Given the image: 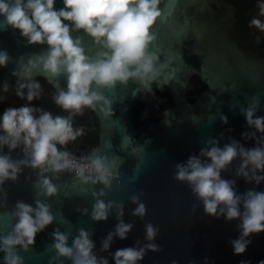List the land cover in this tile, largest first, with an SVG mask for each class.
Returning a JSON list of instances; mask_svg holds the SVG:
<instances>
[{
    "label": "clouds",
    "instance_id": "9594fccd",
    "mask_svg": "<svg viewBox=\"0 0 264 264\" xmlns=\"http://www.w3.org/2000/svg\"><path fill=\"white\" fill-rule=\"evenodd\" d=\"M62 2L63 7L56 10L55 0H0V30L18 31L25 46L46 45V51L28 57L21 55L14 61L6 50H0V68L10 62L15 64L11 73L14 87L4 82L0 92L7 94L13 90L17 98L26 101L19 107L5 109L0 116V208L7 204L5 182L15 183L25 167L36 172V179L32 181L35 206L21 200L11 211L0 213L11 224L9 231L0 225L3 264H24L17 249L28 252L34 246L36 235L55 221L51 206L41 197H55L59 188L54 181L65 173H71L74 183L80 185L82 196L89 195L90 187L101 186L98 191H91L94 203L90 214L88 208L76 209L81 216L88 215L93 223L107 221L110 214L117 220L114 229L100 241V252H108L114 238L126 240L134 227L133 223L124 221L122 202L104 199L106 192L111 190L112 181L119 179L117 159L106 162L105 157L94 152L77 157L67 151L66 146L84 134L82 126L74 127V117L82 116L85 109L96 111L102 118L113 116V103L101 90L112 91L117 84L126 87L132 81L139 85L143 94L154 95L152 84L161 78L166 67L158 62L159 56L149 50L157 39L152 29L161 17V0ZM257 7L259 17H264V0H259ZM249 27L264 33V20L254 16ZM74 33H83L92 41L93 47L98 49L94 56L86 54L81 37L74 38ZM37 76L48 82L60 76L65 78L66 87L56 89L52 99L67 115H54L31 105L33 100H39L43 91L35 79ZM4 99L6 96L0 95V102ZM212 102H215L214 97ZM259 108L260 96L255 94L240 109L248 128L254 129L242 133V138L253 139L254 147L246 148L235 139L220 147L219 139L223 135L219 139L208 138L198 155L174 166L173 179L188 186L205 215L216 219L223 216L229 222L239 220L240 235L230 241L234 255L246 251L251 243L250 235L264 232V191L253 188L238 194L236 181L222 178L221 173L229 172L239 160L232 171L235 177L255 185L264 181V117L256 116ZM220 121L222 124L228 122L225 115H220ZM17 149L21 150L23 158H13L11 154ZM138 151L137 147L133 148L132 154ZM142 195L130 197V203L135 206L130 214L141 220L147 212L145 203L140 200ZM195 211L193 205L192 212ZM66 223V219L62 220L61 227ZM61 227L50 234L53 243L48 250L55 255L49 264H63L64 261L109 264L108 256L94 251L92 231L79 229L69 246L71 229L61 231ZM159 231L158 226L146 223L145 243L141 245V241L136 240L131 247L117 249L111 254L113 264H139L146 253L162 251L155 242ZM171 264L178 262L172 260ZM241 264L248 262L241 261ZM259 264H264V260Z\"/></svg>",
    "mask_w": 264,
    "mask_h": 264
},
{
    "label": "water",
    "instance_id": "95a60500",
    "mask_svg": "<svg viewBox=\"0 0 264 264\" xmlns=\"http://www.w3.org/2000/svg\"><path fill=\"white\" fill-rule=\"evenodd\" d=\"M62 7V0H55L54 8ZM159 9L161 17L152 29L157 39L149 50L157 54L158 62L166 67L152 86L160 93L168 92L174 106L164 111L158 122L145 121L137 127L132 109L143 92L138 84L129 81L126 87L117 84L112 91L101 90L113 103L111 118H102L93 111L98 120V143L88 154L94 152L105 157L106 162L117 159L119 179L112 181L111 190L106 192L104 199L124 204V221L134 224L132 231L126 240L114 238L108 252H100V241L114 229L117 220L110 214L107 221L93 223L88 215L81 216L76 209L88 208L90 214L94 203L91 191H98L101 186L90 187L89 195L82 196L80 185L74 183L71 173H65L54 181L59 188L58 194L49 199L41 197L51 206L55 221L36 235L34 246L28 252L17 249L24 264H49L55 255L48 250L53 243L50 234L61 227L64 219L67 223L61 231L71 229L69 246L79 229L92 231L94 251L108 256L109 264H113L111 254L117 249L131 247L136 240H140L141 245L145 243L144 225L149 222L160 229L155 242L162 251L146 253L139 264H171L172 260L178 264H241V261L259 264L264 260V232L250 235L251 243L246 251L234 255L230 241L240 235L239 220L229 222L223 216L216 219L205 215L188 186L173 179L174 166L198 155L208 138L219 139L223 135L219 139L220 147L231 139L246 148L255 146L253 139L242 138V133L254 129L248 128L240 109L258 94L260 108L256 116L264 117V58L240 43L234 9L228 1L161 0ZM77 35L83 41L86 54L94 56L98 49L93 47L92 41L83 33H74V38ZM0 50H6L14 61L21 55L40 54L46 51V45L25 46L19 32L8 29L0 30ZM14 68L13 62L0 68V87L4 82L10 85L14 82L11 75ZM193 77L204 82L206 89L189 102ZM45 81L55 91L66 87L63 76ZM213 97L215 102H212ZM220 115L227 117V124L221 123ZM139 120L143 121L144 116ZM136 147L139 151L134 155L132 149ZM238 163L239 160L235 161L229 172H222V178L235 180L238 194L253 188L264 191V181L255 185L235 177L232 171ZM32 181L35 180L21 177L15 183L6 181L3 187L7 190V204L0 208V213L11 211L21 200L34 207L36 192ZM140 193L144 194L140 200L147 208L143 220L130 214L135 207L130 197ZM193 205L196 206L194 213ZM0 225L5 231L11 229L6 216H0ZM2 257L0 253V264H3ZM63 264H70V261Z\"/></svg>",
    "mask_w": 264,
    "mask_h": 264
},
{
    "label": "flooded vegetation",
    "instance_id": "af4514ba",
    "mask_svg": "<svg viewBox=\"0 0 264 264\" xmlns=\"http://www.w3.org/2000/svg\"><path fill=\"white\" fill-rule=\"evenodd\" d=\"M224 1H228L234 9L235 29L238 34V39L240 40L242 46L246 49L254 51L260 57L264 58V33H261L258 29L249 27V22L254 16L264 20V17H259V9L257 7V3L259 2V0H224ZM236 4L238 5L241 4L244 7L242 8L243 11L242 9H238L236 7ZM239 10L241 11V13H239ZM35 79H38L37 81L41 84L43 91L41 93L39 100H33L31 102V105L47 111H51L54 115L67 114L62 112L56 106L52 105V103H54L52 97L55 93V90L44 79L42 78H35ZM11 85L14 87L15 79ZM152 89L154 95H145L141 93L138 96V99L133 107L135 111L139 110L141 112V116L139 117V119L144 116L143 121L139 120V122H141V125H143L145 121L158 122L163 117V112L174 106V102L173 105L169 107H166V105L164 104L166 103V101H168V99L165 98V94L168 92L160 93L153 86ZM205 89H206L205 83L200 81L197 77H193L190 80V90L188 94L191 96V98L189 100H192L193 102L194 101L193 96L199 95ZM0 95L6 96V99L0 102V116H2L3 111L5 109L9 107H19L22 104L26 103L25 100H21L17 98L13 90H10L7 94L0 92ZM152 96H154L155 98H153ZM152 103L155 104L157 107H163L164 109L161 111V116L159 117V119L150 121L148 118L146 119V117L148 113L153 112L155 109ZM144 104L145 107L141 109L140 106ZM148 108L149 110H147ZM92 114H94L92 110L85 109L84 114L82 116L74 117V123H76L77 118L82 117L86 119L92 116ZM86 123L87 122L84 121V124ZM81 126L83 127L82 124L77 125V127H81ZM4 151L7 152L8 151L7 148H5ZM84 154H88V153H84ZM11 155L13 156L14 159L23 158V153L21 152L20 149H17ZM20 175H31L33 178H36V172H34L32 169L27 167L23 168V172Z\"/></svg>",
    "mask_w": 264,
    "mask_h": 264
},
{
    "label": "trees",
    "instance_id": "16d2710c",
    "mask_svg": "<svg viewBox=\"0 0 264 264\" xmlns=\"http://www.w3.org/2000/svg\"><path fill=\"white\" fill-rule=\"evenodd\" d=\"M238 2V1H237ZM236 7L238 9H242L244 8L241 4L238 5L236 4ZM243 11V9H242ZM239 13H241V11L239 10ZM238 13V15H239ZM38 80V79H36ZM153 98H155L154 96H152ZM165 98L168 99V101H166V103H164L166 105V107L172 106L173 105V101H172V97L169 93L165 94ZM190 102H192V100H189ZM52 105L56 106L54 103H52ZM152 105L154 106V111L151 113H148L146 119L148 118L150 121L159 119V117L161 116V111L164 109L163 107H157L155 104L152 103ZM57 107V106H56ZM145 104L140 106V108H144ZM58 108V107H57ZM133 111V115H134V121L137 122V126L141 125V122H139V117L141 116V112L139 110H134V108L132 109ZM63 115H67V114H63ZM84 121H86L87 123L84 124ZM83 125L84 128V134L80 137H78L75 141L73 142H69V144L66 146V150L73 153L74 155H82L84 153H89L90 150L92 148H94L97 143H98V120L95 117L94 114H92V116L84 119V118H77L76 119V123H74V127H77V125ZM59 147V146H58ZM19 177L24 178V179H28V180H35L36 178H33L31 175H20Z\"/></svg>",
    "mask_w": 264,
    "mask_h": 264
}]
</instances>
